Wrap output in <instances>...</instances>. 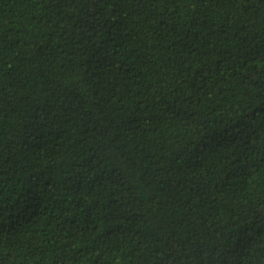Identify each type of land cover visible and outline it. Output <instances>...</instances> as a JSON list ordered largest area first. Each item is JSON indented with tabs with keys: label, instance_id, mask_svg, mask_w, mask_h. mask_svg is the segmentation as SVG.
I'll list each match as a JSON object with an SVG mask.
<instances>
[{
	"label": "trees",
	"instance_id": "trees-1",
	"mask_svg": "<svg viewBox=\"0 0 264 264\" xmlns=\"http://www.w3.org/2000/svg\"><path fill=\"white\" fill-rule=\"evenodd\" d=\"M0 264H264V0H0Z\"/></svg>",
	"mask_w": 264,
	"mask_h": 264
}]
</instances>
